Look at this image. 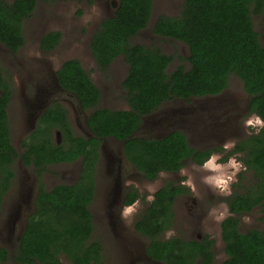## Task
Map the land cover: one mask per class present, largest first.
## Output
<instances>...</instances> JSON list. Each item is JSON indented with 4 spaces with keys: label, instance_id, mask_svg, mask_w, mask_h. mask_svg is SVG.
<instances>
[{
    "label": "trees",
    "instance_id": "obj_1",
    "mask_svg": "<svg viewBox=\"0 0 264 264\" xmlns=\"http://www.w3.org/2000/svg\"><path fill=\"white\" fill-rule=\"evenodd\" d=\"M111 17L104 19L90 42L91 55L100 71L118 57L127 65L121 87L127 110L99 108L100 89L76 59L61 63L55 72L59 87L71 93L82 111H88L91 137L73 133L66 109L57 101L38 116L34 129L22 141L18 153L11 144L7 109L11 76L0 65V207L14 178L17 159L34 169L38 189L34 211L28 217L11 258L18 264H103L100 242L92 240L93 223L89 205L95 189V169L100 160V141H121L125 159L149 181L162 172L178 173L186 161L203 165L216 149L192 148L186 136L173 130L161 138H138L134 133L142 118L170 99L199 98L221 93L228 77H238L248 95V113L264 122V46L255 30L252 15L264 14V0H184L173 17L159 16L154 35L171 38L188 48L189 68L178 66L167 73L170 58L160 49L131 43L146 27L153 0H117ZM35 0H0V43L10 53L23 45L22 23L31 14ZM59 32H48L39 40L41 52L52 51ZM56 131V132H55ZM59 134L55 141L53 133ZM241 154L244 171L226 198L229 215L221 222L225 259L221 264H264V226L239 230V217L259 208L264 222V127L239 140L228 155ZM227 157L222 160H226ZM81 160L78 180L46 190L41 176L46 167ZM187 188L171 182L160 187L134 223L146 239V255L163 264H211L212 241L207 236L187 239L164 238L175 224L173 204ZM139 198L130 189L125 205ZM10 259L0 247V264Z\"/></svg>",
    "mask_w": 264,
    "mask_h": 264
},
{
    "label": "rangeland",
    "instance_id": "obj_2",
    "mask_svg": "<svg viewBox=\"0 0 264 264\" xmlns=\"http://www.w3.org/2000/svg\"><path fill=\"white\" fill-rule=\"evenodd\" d=\"M183 2L153 0L146 27L131 39L133 44L156 47L166 54L170 58L167 73L178 66L189 68L188 48L177 40L154 35L152 27L159 16H176ZM117 5V0H35L33 11L22 23V47L16 53H10L0 43V65L12 81L7 115L11 144L18 153H21L22 141L32 131L39 113L54 101L66 109L75 135L91 137L86 124L89 112L82 111L75 96L56 84L55 72L66 60H78L100 89L97 107L128 109L126 92L121 87L127 73L123 58H116L105 71H100L90 51L92 35L104 19L113 15ZM252 22L264 46V14L252 15ZM48 32H59L61 39L52 51L44 53L38 44ZM248 101L241 80L230 75L227 87L218 95L190 100L170 99L143 117L135 137L161 138L179 130L192 148L216 149L202 166L186 161L178 173L162 172L154 181L145 179L128 163L120 141L111 137L100 141V160L95 169V189L89 210L93 223L91 238L100 242L103 264H163L146 255L147 241L136 233L134 223L152 201L153 194L168 182L186 187L187 193L176 198L173 204L175 224L163 237L201 239L207 236L213 243L211 264L223 262L225 253L220 225L229 213L226 198L238 183L237 176L250 178L241 174L244 171L241 154H227L239 140L264 127L262 120L249 115ZM55 132L53 138L59 141V134ZM225 157L226 160H222ZM80 171V159L50 165L43 171L41 182L46 190L57 185H72L78 180ZM13 172L14 178L0 207V247L10 255L5 264H18L11 254L18 245L27 218L34 211L38 189L36 172L19 159L13 165ZM217 179L224 181L223 187L216 185ZM130 188L137 190L139 198L125 206L124 198ZM127 207L133 210L125 214ZM261 217L258 207L240 216V232L262 229ZM62 263L70 264L66 259Z\"/></svg>",
    "mask_w": 264,
    "mask_h": 264
},
{
    "label": "clouds",
    "instance_id": "obj_3",
    "mask_svg": "<svg viewBox=\"0 0 264 264\" xmlns=\"http://www.w3.org/2000/svg\"><path fill=\"white\" fill-rule=\"evenodd\" d=\"M257 123H260V120H259V119H257ZM215 183H216V185H217L218 187H223V186H224V181H223V180L217 179V180L215 181ZM132 210H133L132 207H127V208L125 209V214L131 212Z\"/></svg>",
    "mask_w": 264,
    "mask_h": 264
},
{
    "label": "flooded vegetation",
    "instance_id": "obj_4",
    "mask_svg": "<svg viewBox=\"0 0 264 264\" xmlns=\"http://www.w3.org/2000/svg\"><path fill=\"white\" fill-rule=\"evenodd\" d=\"M56 81H57V79H56ZM57 84H58V83H57ZM58 86H59V85H58ZM183 100H184V99H183ZM54 102H55V101H54ZM52 103H53V102H52ZM48 106H49V105H48ZM48 106H46L44 109H46ZM44 109H43V110H44ZM43 110H42V111H43ZM42 111L39 113V115L42 113ZM39 115H38V116H39ZM38 116H37V118H38ZM37 118H36V120H37ZM35 123H36V121H35ZM34 126H35V124H34ZM33 129H34V127H33ZM33 129H32V130H33ZM26 136H28V134H27ZM113 139H114V138H113ZM114 140H115V139H114ZM120 142H121V141H120ZM121 143H122V142H121ZM122 144H123V143H122ZM122 151H123V149H122ZM123 155H124V154H123ZM190 162H191V161H190ZM192 163H193V162H192ZM193 164H194V163H193ZM195 165H196V164H195ZM197 166H200V165H197ZM201 166H202V165H201ZM11 183H12V182H11ZM130 189H131V188H130ZM130 189H129V191L127 192V194H126V196H125V198H124V205H125V200H126V198H127V196H128V193L130 192ZM134 202H135V201H134ZM134 202H133V203H134ZM133 203H132V204H133ZM125 206H129V205H125ZM228 215H229V213H228ZM226 217H227V216H226ZM27 220H28V218H27Z\"/></svg>",
    "mask_w": 264,
    "mask_h": 264
},
{
    "label": "water",
    "instance_id": "obj_5",
    "mask_svg": "<svg viewBox=\"0 0 264 264\" xmlns=\"http://www.w3.org/2000/svg\"><path fill=\"white\" fill-rule=\"evenodd\" d=\"M56 84H57V81H56ZM58 85V84H57Z\"/></svg>",
    "mask_w": 264,
    "mask_h": 264
}]
</instances>
